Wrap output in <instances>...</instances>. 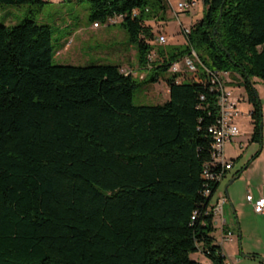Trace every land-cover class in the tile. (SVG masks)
<instances>
[{"label": "trees", "instance_id": "obj_1", "mask_svg": "<svg viewBox=\"0 0 264 264\" xmlns=\"http://www.w3.org/2000/svg\"><path fill=\"white\" fill-rule=\"evenodd\" d=\"M87 1L91 22L121 15L147 72L55 63L49 24L0 23V264H233L212 234L220 180L204 170L224 169L209 127L217 74L235 72L260 140L251 77L264 80V0H202L184 41L167 45L151 43L145 24L166 17V0ZM192 50L196 77L174 70L166 101L133 103L136 87ZM197 250L205 263L190 256Z\"/></svg>", "mask_w": 264, "mask_h": 264}, {"label": "rangeland", "instance_id": "obj_2", "mask_svg": "<svg viewBox=\"0 0 264 264\" xmlns=\"http://www.w3.org/2000/svg\"><path fill=\"white\" fill-rule=\"evenodd\" d=\"M179 0H172L176 6ZM90 4L87 0H43V2H23V3H5L0 2V23L15 24L25 18H32L38 23H46L50 26L51 44L53 47V62L71 63V64H90L95 62L119 64L121 69L131 71L133 75L142 77L147 70L141 68L137 63V45L130 41L128 34L116 21L120 16H114L115 22H94L89 20ZM202 0H195L193 5H189L185 11L174 12L167 5V15L164 19L155 20L146 19L145 24L151 26L153 31L152 38L157 31L164 32L167 35V41L164 45L171 43H181L184 41V33L181 30L182 22L185 26H190L196 22L202 15ZM156 45L155 42H152ZM156 54L152 55L154 58ZM179 67L180 77H186V80L196 77V71L189 70L184 63V57L176 61ZM174 70L162 72L157 81H150L141 84L133 91L132 101L138 103H162L169 98L168 85L166 82ZM218 79L223 84L231 82L232 79L239 80L235 72H219ZM256 88L262 112L261 137L260 140H252L253 123L249 114V104L245 97L244 87L236 83L232 84V97H236L239 111L232 119L239 127V134L234 139L242 141L231 142L226 146L230 153L236 152L234 159V170L240 166H245L241 173L235 177L229 186L235 187L238 199L246 204V214L239 216L233 212L234 206L228 201L229 212L227 214L226 226L228 231L224 232V239L229 240L228 248L236 251L228 256L233 264H264V214H252L250 202L246 199V193L249 191L254 197L258 194H264V80L258 76L251 77ZM229 158V157H228ZM230 179L227 174L218 185L219 189ZM248 188V189H247ZM225 193V191H224ZM226 207V206H225ZM227 209V207H226ZM232 216V218H231ZM213 230L214 237L219 238L221 228L219 222ZM223 235V234H222ZM232 237V240L229 239ZM232 241V242H231ZM190 256L202 263L207 258L200 251H194Z\"/></svg>", "mask_w": 264, "mask_h": 264}, {"label": "built area", "instance_id": "obj_3", "mask_svg": "<svg viewBox=\"0 0 264 264\" xmlns=\"http://www.w3.org/2000/svg\"><path fill=\"white\" fill-rule=\"evenodd\" d=\"M166 3L168 7L174 12L179 11H185L186 8L189 5H193L195 3V0H179L177 2V5L174 6L172 0H166ZM135 12V10H133ZM115 16H121V15H115ZM113 17L108 18V21L114 22L115 20ZM181 25V30L185 34L189 31L190 26H185L182 24V22H179ZM94 25H97V22H94ZM167 41V35L164 32L157 31L154 35V41L151 40L150 42H155L156 44H163ZM156 54L155 50L152 49L149 53V58L153 59L152 55ZM195 56L196 53L194 50H192V55H186L184 56V63L188 67L189 70H195ZM172 70H179V67L177 66V63L174 62L171 65ZM125 73L131 72L126 71L124 69H121ZM223 73L228 71H221ZM217 79V85L221 89V93L218 98V104H219V116L217 118V121L209 127V131L212 134L213 141H212V156L215 160V162H218L221 164L222 169L227 170L232 167L233 161L229 158L225 157L224 154V145L227 141L232 140L238 133H239V127L238 125L233 121L232 117L233 115L238 112L237 109V99L236 97H232L230 94L231 92L229 90L225 89V84L220 82L218 77ZM224 171L216 172V173H210L206 168L204 170L205 177H212L216 178L218 180H221L224 177ZM209 190L206 189L205 192H208ZM246 199L252 203L253 210L255 212L261 213L264 212V194L259 195L257 198H253L251 194L246 195ZM225 201V197H220L214 204H213V212L216 215L218 212L221 211L222 203ZM228 260V259H227ZM231 262L230 260H228Z\"/></svg>", "mask_w": 264, "mask_h": 264}, {"label": "crops", "instance_id": "obj_4", "mask_svg": "<svg viewBox=\"0 0 264 264\" xmlns=\"http://www.w3.org/2000/svg\"><path fill=\"white\" fill-rule=\"evenodd\" d=\"M235 75H237L238 77H239V75L237 74V73H235ZM236 81V83L238 82V80H236V79H232V81L231 82H228V83H226L225 84V89L226 90H229L230 92H232L233 91V83ZM235 84V83H234ZM242 86V85H241ZM246 97V96H245ZM248 102V101H247ZM238 104V103H237ZM248 104H249V109H248V111H250V109H251V104L248 102ZM237 109H238V111H239V106L237 105ZM239 134V133H238ZM237 134V135H238ZM236 135V136H237ZM236 136L234 137V138H236ZM232 139V140H230V141H227L226 143H225V145H224V154H225V157L226 158H228L229 157V159H233L234 157H235V155H236V152H234V153H230V152H228L227 150H226V146H229L230 145V143L231 142H238V143H240V145H241V140H240V138L238 139ZM234 164H235V162H234V160H233V163H232V167L231 168H229V169H227L226 170V173H225V175H224V177H226L227 176V174H230V179H229V181L232 179V178H234L235 179V177L233 176V172H234V170L236 169H234V170H232L233 168H234ZM223 177V178H224ZM222 178V179H223ZM221 179V180H222ZM233 179V180H234ZM220 180V181H221ZM233 180L231 181V183L233 182ZM228 181V182H229ZM227 182V183H228ZM226 184V183H225ZM224 187H225V185H224ZM227 189H228V185H227ZM248 189V188H247ZM225 191V190H224ZM224 191H223V188L222 189H219L218 187H217V190L215 191V193L213 194V196H212V199H211V203L212 204H214L220 197H225V201L222 203V207H221V211L220 212H218L216 215H215V227H217V225H216V223H217V221L219 222V227L221 228V232H220V237L219 238H217V237H215V239H216V241L221 245V247H222V249H223V252L225 253V255L227 256V259L228 260H230L229 258H228V256L229 255H231L232 253H234L235 251H236V247H235V249H230V248H228V246L226 245V244H228V242H229V240H225L223 237H224V232H226V231H228L229 229H228V227L226 226V221H228V219H227V214H228V212H229V206L227 205V203H228V201H230V203H231V205L232 206H234V208H233V212H237V214L239 215V216H241V215H245L246 213V204L243 202V200H239L238 199V194H237V192H236V189H235V187L234 186H232V185H230L229 186V191L227 190V193H228V195L226 194V191H225V193H224ZM254 193H256L255 194V196L253 197V198H257L260 194H258L257 192H254ZM246 194H251L249 191H247V193ZM253 195V194H252ZM248 201V200H247ZM248 202H250V201H248ZM250 205L252 206V203L250 202ZM227 207V209H226V207ZM252 209L250 210V212H252V214H258V212H255L254 210H253V207H251ZM227 213V214H226ZM261 214H264V212H261ZM231 218H232V216H231ZM223 234V235H222ZM229 239L230 240H232V237H229ZM232 242V241H231ZM231 261V260H230ZM232 262V261H231Z\"/></svg>", "mask_w": 264, "mask_h": 264}, {"label": "water", "instance_id": "obj_5", "mask_svg": "<svg viewBox=\"0 0 264 264\" xmlns=\"http://www.w3.org/2000/svg\"><path fill=\"white\" fill-rule=\"evenodd\" d=\"M233 179H234V178H232L229 182H231ZM229 182H228V183H229ZM228 183H226V184H225V187H224V190L226 191V194H227V195H228V193H227V185H228Z\"/></svg>", "mask_w": 264, "mask_h": 264}]
</instances>
